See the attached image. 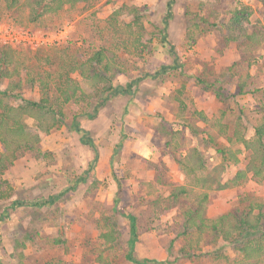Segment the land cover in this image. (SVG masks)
<instances>
[{
	"label": "rangeland",
	"instance_id": "rangeland-1",
	"mask_svg": "<svg viewBox=\"0 0 264 264\" xmlns=\"http://www.w3.org/2000/svg\"><path fill=\"white\" fill-rule=\"evenodd\" d=\"M166 2L91 0L74 8L66 6L58 15L33 23L27 20L26 9L18 6L7 11L0 0V29L28 31L45 39L36 48L0 43L15 50L17 60L28 66L20 70L24 86L15 90L13 97H2L3 101L14 106L21 103L19 97L37 101L43 91L37 82L32 85L27 80L49 77L56 81L60 63L51 66L38 62L33 57L35 52L46 55L64 48L68 52H92L103 47L114 51L120 34H115L109 23L111 15L123 5L142 10L147 49L139 54L117 52L125 74L118 75L112 84L124 85L162 71V66H171L173 59L158 35ZM234 10L248 14V23L242 21L245 33L251 32L252 26L261 31L263 42L259 46L254 48L246 40L225 43ZM131 19L123 13L116 22L124 24ZM61 31H65L64 37H57ZM168 39L182 64L181 72L170 69L159 79H145L134 96H118L94 119H81L82 128L90 133L98 149V159L85 184L65 191L94 157L69 129L73 115L89 104L84 101L65 104L62 121L40 143L42 156L23 152L5 171L1 179L13 191L8 200L0 201V217L16 200L57 197V201L39 209L18 207L0 220V264H19L15 252L20 251L24 254L22 264H135L127 260L128 215L136 219L132 256L137 260L232 264L240 258L231 245L211 232L184 230L183 211L194 208L205 192L208 200L203 212L208 220L233 208L246 210L250 201H264V182L248 176L226 190H204L192 185L178 161L188 150L199 148L206 165L202 175L211 173L222 182L247 164L249 153L233 135L238 128L246 139H252L255 127L264 119V0H177ZM72 77L85 93L90 92L80 76ZM199 77L216 82L227 97L218 99L212 89L206 90L197 82ZM182 85L185 90L180 99L184 105L180 106L173 96ZM195 112L206 117L204 122L193 120L203 133L195 134L188 127ZM26 124L31 129L33 120L26 119ZM224 148L241 150L240 165L221 159L218 149ZM177 186H185L187 191L175 199L172 190ZM108 232L114 233L115 241L105 242L102 235ZM17 241L25 247L17 246ZM180 249L192 257L181 258Z\"/></svg>",
	"mask_w": 264,
	"mask_h": 264
},
{
	"label": "trees",
	"instance_id": "trees-1",
	"mask_svg": "<svg viewBox=\"0 0 264 264\" xmlns=\"http://www.w3.org/2000/svg\"><path fill=\"white\" fill-rule=\"evenodd\" d=\"M5 2V10L12 11L15 7L26 9L28 11L27 20L29 22H44L46 18L58 15L66 6L74 8L80 3H89L91 0H3ZM166 11L160 20L158 29L159 42L166 49L167 54L172 57L173 64L171 66H162V71L153 74H145L141 77L132 79L124 85H113L112 81L118 76L125 74L121 61L117 52L122 51L126 54H139L147 49V42H144V25L143 13L140 8L135 6L123 5L117 9L112 15L110 26L114 32H118L119 43L115 50L108 48H100L96 51H73L68 52V48L56 51L53 54H40L35 52L33 57L39 62L43 61L45 65H55L59 62V73L56 81L49 80V77L42 79H29V84L35 85L43 91L42 97L37 101L26 100L19 97L21 103L17 106L7 104L2 97H13L15 90L24 86L21 77V67H28L24 63L18 61V53L10 47L0 46V145L2 151L0 153V201L8 200L13 191L12 187L3 181L1 177L18 159L23 152H35L42 156L40 151V143L44 136L49 135L50 131L56 129V125L62 121V110L65 104L70 102L84 101L89 102V106L80 113L74 114L69 124V129L74 132L79 139L80 144L87 146L94 157L88 164L87 170L79 177H76L71 187L65 191L75 190L79 184L87 182V176L92 171L98 157V149L93 141L90 133L82 128L81 119H94L98 112L103 109L106 104L117 98L118 96L132 97L138 90L140 83L145 79H159L164 73L170 69H179L181 72L182 64L179 61L178 54L174 45L168 39V28L173 19V6L177 0H166ZM21 13H23L21 11ZM125 13L131 16V21L124 24L116 22L120 14ZM248 14L245 10H234L230 24V36L226 38L225 43L230 41H248L252 47H257L263 42L262 34L259 29L252 26V31L245 33L243 31L242 21L248 23ZM116 30V31H115ZM236 32H239L238 36ZM241 32V33H240ZM72 75H78L88 85L90 92L85 93ZM14 77H16L14 79ZM9 80L7 86L2 88L3 82ZM197 82L206 90L212 89L218 99L227 97L223 87L218 86L216 82L208 83L205 79L197 78ZM185 86L182 85L177 89V94L173 96L175 102L180 106L184 105L180 99ZM193 118L189 119L188 127L195 134L203 133L204 130L199 129L195 125V119L206 121V117L202 112L193 113ZM26 119H32L33 125L29 129ZM194 120V121H193ZM238 128L234 133L235 141L242 145L248 151V161L244 167H240L234 176L225 182L220 178L209 173L202 175L206 171L205 161L199 148L188 150L185 158L178 161V165L183 174L191 180L194 187L204 190L216 189L226 190L235 187L242 180L251 176L254 180L264 182V119L255 127V135L252 139H246ZM229 142L232 141L228 137ZM222 155V160L232 163L235 166L240 165L239 154L241 150H232L229 148L218 149ZM201 174V175H200ZM200 175V176H199ZM185 186L173 187L172 196L177 198L181 194H186ZM208 194L205 192L197 199V205L189 210L183 211L185 228L184 230L197 233L211 232L220 237L227 245L236 250L240 255L238 260L232 264H262L264 260V201L252 202L246 210L233 208L226 213L213 217L208 220L204 216L206 201ZM57 197H49L39 201H13L9 208L3 210L0 220L8 216L11 210L18 207L42 208L45 205L54 204ZM118 210V204L116 203ZM130 224L129 252L127 260L135 264H156L158 261L154 259L143 258L137 260L132 256L134 245L136 242V219L134 216L128 215ZM113 232L102 235L105 242L115 241ZM17 246L25 247L23 242L17 241ZM17 262L22 264L24 254L22 251L15 252ZM181 258H191L192 254L187 253L184 249H180ZM161 262V261H160ZM162 264H170L164 261Z\"/></svg>",
	"mask_w": 264,
	"mask_h": 264
},
{
	"label": "built area",
	"instance_id": "built-area-1",
	"mask_svg": "<svg viewBox=\"0 0 264 264\" xmlns=\"http://www.w3.org/2000/svg\"><path fill=\"white\" fill-rule=\"evenodd\" d=\"M65 31L59 32L60 37H64ZM45 39L39 38L36 34H31L30 32H24L17 29H12L9 27H4L0 29V43L6 46L16 47L20 45H28L30 47H37L40 42Z\"/></svg>",
	"mask_w": 264,
	"mask_h": 264
}]
</instances>
